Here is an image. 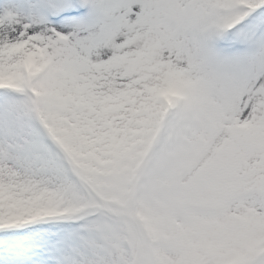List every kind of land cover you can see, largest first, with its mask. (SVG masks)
Here are the masks:
<instances>
[{
    "label": "snow or ice",
    "instance_id": "obj_1",
    "mask_svg": "<svg viewBox=\"0 0 264 264\" xmlns=\"http://www.w3.org/2000/svg\"><path fill=\"white\" fill-rule=\"evenodd\" d=\"M0 264H264V0H0Z\"/></svg>",
    "mask_w": 264,
    "mask_h": 264
}]
</instances>
